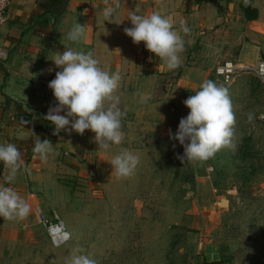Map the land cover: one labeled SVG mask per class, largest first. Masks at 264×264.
I'll return each instance as SVG.
<instances>
[{"label":"rangeland","instance_id":"rangeland-1","mask_svg":"<svg viewBox=\"0 0 264 264\" xmlns=\"http://www.w3.org/2000/svg\"><path fill=\"white\" fill-rule=\"evenodd\" d=\"M254 26L243 64L264 58V11ZM218 64L207 63L205 76L179 93L171 94L178 78L165 80L167 101L174 99L167 118L161 110L164 119L139 125L128 149L139 157L130 177L118 178L112 166L101 172L92 156L84 177L60 173L67 188L40 205L65 222L69 242L55 246L37 216L0 217V264H65L77 247L98 264H264V82L242 72L224 85L236 116L234 151L182 164L184 147L170 138L190 111L183 101L205 80L221 84L213 77Z\"/></svg>","mask_w":264,"mask_h":264},{"label":"crops","instance_id":"crops-1","mask_svg":"<svg viewBox=\"0 0 264 264\" xmlns=\"http://www.w3.org/2000/svg\"><path fill=\"white\" fill-rule=\"evenodd\" d=\"M114 4L115 0H109V5ZM119 5L111 19L105 20V0H10L7 21L0 25V144H15L25 167L9 184V170L3 164L0 183L25 198L31 209L28 216H36L45 199H55L61 189L67 188L58 180L60 173L69 176L78 172L84 177L91 156L97 169L109 173L113 156L128 151L131 142L138 139L140 124H155L156 119L167 118V107L174 99L171 95L167 101V80L178 78L174 86L172 82L168 85L174 87L171 94L179 93L194 85V77L205 76L207 63L235 58L242 63V58H248V27L260 23L264 11V0H119ZM134 11L139 15L159 11L174 20L178 31L180 21L187 22L191 33H180L185 40L180 67L167 69L144 42L134 44L124 33L125 28L132 27L128 18ZM76 21L85 26V37L79 42L67 38ZM69 48L92 51L103 70L121 73L117 94L127 114L122 121L126 139L107 151L99 147L90 130L82 135L63 130L53 135L55 125L44 119L48 109L57 104L48 84L61 69L52 59L57 51ZM141 96L148 97V102L141 103ZM15 104L26 114V123L14 118ZM161 110L163 118L158 116ZM158 124L165 126L166 122ZM35 125L49 132L39 133ZM37 137L53 144L47 162L33 152ZM145 137L149 140V135Z\"/></svg>","mask_w":264,"mask_h":264},{"label":"clouds","instance_id":"clouds-1","mask_svg":"<svg viewBox=\"0 0 264 264\" xmlns=\"http://www.w3.org/2000/svg\"><path fill=\"white\" fill-rule=\"evenodd\" d=\"M105 4L108 6L104 8L103 16L109 20L120 6L119 0H115L114 6L109 5V0H105ZM128 19L132 27L125 28L124 33L134 44L144 42L146 49L159 57L167 69L180 67L181 53L185 51V40L180 33H191L186 21H180L178 31L174 28V20L159 11L149 15H139L134 11ZM84 37L85 26L76 21L68 31L67 38L79 42ZM52 61L61 69L56 71L55 78L48 84L57 104L50 107L44 116L45 120L55 125L53 135L62 130L82 135L85 130H90L94 133L95 142L105 151L112 145L122 144L126 139L122 121L127 114L120 107V96L117 94L121 73L103 70L92 51L69 48L63 52L57 51ZM148 100V97L141 96L140 102L147 103ZM183 104L190 111L180 119L177 132L170 137L184 147L183 156H177L182 164L185 161H207L221 149H236V116L226 86L205 80L199 90L185 99ZM65 109L67 111L61 115ZM254 118V114L249 112V122ZM53 151V144L48 139L41 141L37 137L33 152L42 162H47ZM0 162L9 170L6 177L9 184L15 180L18 171L25 167L21 151L12 143L0 144ZM110 164L118 178H128L138 166L139 157L130 151H121L113 156ZM30 211V205L24 197L12 187L0 183V217L24 220ZM65 236L69 237L70 234L65 233ZM83 252V248H74L65 264H98L96 259Z\"/></svg>","mask_w":264,"mask_h":264},{"label":"built area","instance_id":"built-area-1","mask_svg":"<svg viewBox=\"0 0 264 264\" xmlns=\"http://www.w3.org/2000/svg\"><path fill=\"white\" fill-rule=\"evenodd\" d=\"M9 5L10 0H0V25L7 21ZM242 72L250 73L264 82V58H260L249 65L242 64L238 58L223 61L215 67L213 77L221 84L229 85L232 83L233 78ZM36 216L55 246H61L69 242L70 236H65V233H69L65 222L56 212L47 215L39 208Z\"/></svg>","mask_w":264,"mask_h":264},{"label":"trees","instance_id":"trees-1","mask_svg":"<svg viewBox=\"0 0 264 264\" xmlns=\"http://www.w3.org/2000/svg\"><path fill=\"white\" fill-rule=\"evenodd\" d=\"M15 111H16V114L14 115V118L17 121H24L26 119V116H25L26 114L24 113V111L22 110L19 104H15ZM34 128L36 129L37 132L42 133V134H46L49 132L47 128L40 126V125H35ZM19 143L17 142V144ZM2 165L3 163L0 162V166ZM204 264H225V263L222 260H218V261L205 262Z\"/></svg>","mask_w":264,"mask_h":264}]
</instances>
